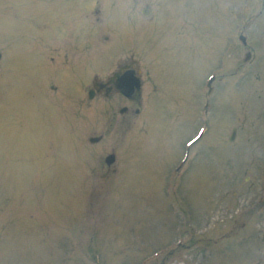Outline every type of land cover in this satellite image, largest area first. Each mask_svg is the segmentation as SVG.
I'll list each match as a JSON object with an SVG mask.
<instances>
[{
  "label": "rangeland",
  "instance_id": "374dc122",
  "mask_svg": "<svg viewBox=\"0 0 264 264\" xmlns=\"http://www.w3.org/2000/svg\"><path fill=\"white\" fill-rule=\"evenodd\" d=\"M0 52V264H264V0H0Z\"/></svg>",
  "mask_w": 264,
  "mask_h": 264
},
{
  "label": "flooded vegetation",
  "instance_id": "af4514ba",
  "mask_svg": "<svg viewBox=\"0 0 264 264\" xmlns=\"http://www.w3.org/2000/svg\"><path fill=\"white\" fill-rule=\"evenodd\" d=\"M135 60H128L125 63L119 64V70H116L112 75L109 76V78L105 81H99L94 79V91L93 96L96 93H101L104 96H108L112 93L120 94L119 90L116 88L117 84L119 83V77L125 75V74H131L135 75L139 79H141V73L139 68L136 66ZM132 102V101H131Z\"/></svg>",
  "mask_w": 264,
  "mask_h": 264
},
{
  "label": "water",
  "instance_id": "95a60500",
  "mask_svg": "<svg viewBox=\"0 0 264 264\" xmlns=\"http://www.w3.org/2000/svg\"><path fill=\"white\" fill-rule=\"evenodd\" d=\"M243 39V37H241ZM249 55V54H248ZM114 160V155H109L107 158H106V162L108 164H110L112 161Z\"/></svg>",
  "mask_w": 264,
  "mask_h": 264
}]
</instances>
